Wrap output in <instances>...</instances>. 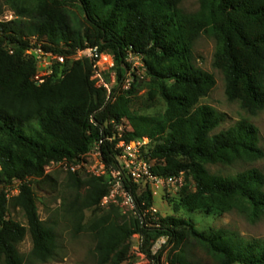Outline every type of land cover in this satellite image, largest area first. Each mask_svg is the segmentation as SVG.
Instances as JSON below:
<instances>
[{"label":"trees","instance_id":"obj_1","mask_svg":"<svg viewBox=\"0 0 264 264\" xmlns=\"http://www.w3.org/2000/svg\"><path fill=\"white\" fill-rule=\"evenodd\" d=\"M183 1L5 0L15 19L0 21V264H25L19 245L28 234L36 260L56 259V232L42 221L29 180L42 192H56L58 179L46 175L45 167L87 154L96 140L112 134L111 122L121 119L130 126L127 141L151 139L158 175L185 174L182 192L166 197L176 211L226 212L233 202L264 208V192L250 177L222 176L208 169L254 162L264 153L258 129L249 120L214 133L223 117L201 101L214 89L215 77L197 67L193 55L202 35L213 38L214 67L224 74L228 99L239 101L251 114L263 111L264 0H198L196 13L182 10ZM74 6L84 22L76 23L68 10ZM4 14L0 3V19ZM33 37L45 43V50L67 59L43 85L34 81L37 63L26 55ZM87 46L111 53L119 74L129 50L143 55L149 76L147 100L161 99L164 113L148 116L132 108L143 84L109 103L90 80L92 64L69 60ZM66 174V185L76 194L68 210L77 225L83 211L102 212L89 225L94 264H110L117 254L123 262L136 234L151 264H264V245L257 241L243 248L225 231L207 235L176 216L158 217L153 223L148 217L127 216L116 206L102 210L109 192L106 180ZM15 183L20 186L14 206L24 213L26 225L9 218L6 190ZM138 203L143 216L153 199L144 192ZM161 238L167 242L154 255L152 249Z\"/></svg>","mask_w":264,"mask_h":264},{"label":"rangeland","instance_id":"obj_2","mask_svg":"<svg viewBox=\"0 0 264 264\" xmlns=\"http://www.w3.org/2000/svg\"><path fill=\"white\" fill-rule=\"evenodd\" d=\"M0 3L5 10L4 17L1 20H14V15L5 5V0H0ZM180 7L187 13H196L200 9V4L198 0H184ZM68 10L76 17V23L78 21L84 22V17L76 6L69 7ZM215 52L216 42L208 35H202L196 41L193 49L195 65L215 77L216 85L214 89L201 101V105L212 108L223 117L221 126L214 133L217 134L227 130L241 120H249L258 129V143L264 153V110L251 114L241 106L239 101L228 99L225 92L224 74L214 67ZM147 83L149 81L140 83L143 84V87L135 95L132 108L140 114L160 116L165 111V104L161 99L152 102L147 100L146 96L149 91L146 86ZM208 169L212 174L222 176L245 174L254 180V183H257L258 190L264 192V157L254 162L238 161L228 166H209ZM52 174L58 179L57 190L54 193L40 191L33 179L29 180V183L33 184L42 221L56 232L57 257L48 263H41L36 260L32 256V239L28 234L24 242L19 245L25 264H94L92 252L95 242L89 230V225L102 212L83 211L79 227L74 215L68 210L76 194L66 185L67 174L61 171H55ZM19 186L20 183H15L6 190L9 200V218L26 225L24 213L14 206L13 201L17 196L16 190ZM189 186L194 187V181L191 178H189ZM2 190L3 188L0 187V192ZM81 194H84V191ZM153 205L158 210L159 217L176 216L186 219L191 221L199 231L207 235H213L221 230L225 231L228 235L234 237L235 241L243 248H249L254 241L264 245V208L262 207L255 208L244 202H233L226 212L208 213L204 210L189 212L183 209L176 211L174 204L169 203L166 197L153 199ZM101 209L105 210L107 207L101 206ZM117 255L113 257L110 264H134L138 261L131 255V250L123 262L118 260ZM167 255L168 252L163 256V261L167 260Z\"/></svg>","mask_w":264,"mask_h":264},{"label":"built area","instance_id":"obj_3","mask_svg":"<svg viewBox=\"0 0 264 264\" xmlns=\"http://www.w3.org/2000/svg\"><path fill=\"white\" fill-rule=\"evenodd\" d=\"M0 21L8 22L1 19ZM30 44L26 55L34 58L37 63L34 81L38 85H43L53 76L55 67L64 66L67 59L60 54L45 50V43L36 37L30 39ZM69 60L88 61L92 64L93 72L90 80L97 90L106 93L109 103L116 102L120 96L141 82L149 81L144 56L133 50L127 52L120 74L113 55L100 52L97 47L87 46L79 49ZM111 124L112 134L96 140L87 154L74 161L65 159L51 162L45 167V174L51 175L55 171H61L104 178L109 186V192L103 198L101 206H116L125 215L141 220L148 217L153 223L157 222L158 210L154 205L148 207L141 216L138 198L144 192H148L152 199L178 196L186 186V176L184 173L171 177L158 175L155 172L157 161L150 155L154 149L151 139L127 141L126 133L130 131L127 120L112 121ZM16 192L18 195V188ZM166 242V238L159 239L152 249L153 254H157ZM141 248L142 238L136 234L133 236L131 246V255L138 260L134 264H151L141 252Z\"/></svg>","mask_w":264,"mask_h":264}]
</instances>
